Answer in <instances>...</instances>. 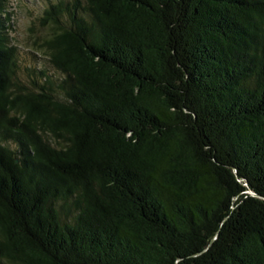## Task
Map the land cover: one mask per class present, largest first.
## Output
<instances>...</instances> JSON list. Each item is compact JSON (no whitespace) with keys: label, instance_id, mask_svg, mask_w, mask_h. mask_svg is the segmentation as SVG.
I'll list each match as a JSON object with an SVG mask.
<instances>
[{"label":"trees","instance_id":"trees-1","mask_svg":"<svg viewBox=\"0 0 264 264\" xmlns=\"http://www.w3.org/2000/svg\"><path fill=\"white\" fill-rule=\"evenodd\" d=\"M10 3L0 264H264V0H58L26 74Z\"/></svg>","mask_w":264,"mask_h":264},{"label":"rangeland","instance_id":"rangeland-1","mask_svg":"<svg viewBox=\"0 0 264 264\" xmlns=\"http://www.w3.org/2000/svg\"><path fill=\"white\" fill-rule=\"evenodd\" d=\"M58 0H11L13 45L18 49L21 71L44 67V52L36 44L50 35L51 28L41 24V17ZM42 58V59H41Z\"/></svg>","mask_w":264,"mask_h":264}]
</instances>
